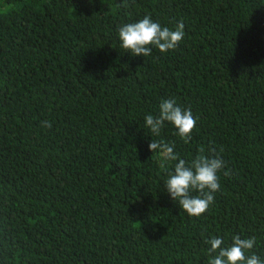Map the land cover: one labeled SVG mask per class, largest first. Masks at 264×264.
Returning <instances> with one entry per match:
<instances>
[{
	"label": "trees",
	"instance_id": "trees-1",
	"mask_svg": "<svg viewBox=\"0 0 264 264\" xmlns=\"http://www.w3.org/2000/svg\"><path fill=\"white\" fill-rule=\"evenodd\" d=\"M145 15L183 40L131 55L118 29ZM163 99L196 118L188 143L145 126ZM151 139L224 160L202 215ZM237 234L264 259V0H0V264H208Z\"/></svg>",
	"mask_w": 264,
	"mask_h": 264
},
{
	"label": "clouds",
	"instance_id": "clouds-1",
	"mask_svg": "<svg viewBox=\"0 0 264 264\" xmlns=\"http://www.w3.org/2000/svg\"><path fill=\"white\" fill-rule=\"evenodd\" d=\"M185 36L183 22H177L174 29L154 22L149 15L138 21L124 24L118 29L120 47L133 56L146 57L151 55L154 46L160 52L175 49ZM145 126L159 136L165 122L170 123L176 134L188 143L196 126V118L190 109L179 106L174 99H163L159 104L157 115L147 114L144 117ZM45 126L51 127L47 122ZM175 145L162 140H150L148 149L157 152L160 158V168L167 173L163 182L170 198L189 216H200L214 202V193L220 189L218 173L225 169V162L214 154V149L207 152L203 146L190 160H185L174 151ZM174 161L172 170L168 162ZM224 176L230 172L224 170ZM210 245L208 264H264V259L252 252L256 245L255 237L242 238L233 235L231 243L225 244L223 237L212 236L206 240Z\"/></svg>",
	"mask_w": 264,
	"mask_h": 264
}]
</instances>
